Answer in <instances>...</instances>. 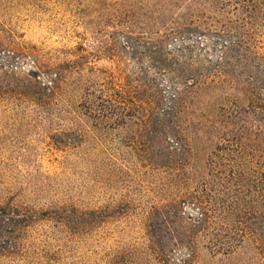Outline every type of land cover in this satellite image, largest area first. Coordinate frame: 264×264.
I'll list each match as a JSON object with an SVG mask.
<instances>
[{"label":"rangeland","instance_id":"374dc122","mask_svg":"<svg viewBox=\"0 0 264 264\" xmlns=\"http://www.w3.org/2000/svg\"><path fill=\"white\" fill-rule=\"evenodd\" d=\"M0 205V264H264V0H0Z\"/></svg>","mask_w":264,"mask_h":264},{"label":"trees","instance_id":"16d2710c","mask_svg":"<svg viewBox=\"0 0 264 264\" xmlns=\"http://www.w3.org/2000/svg\"><path fill=\"white\" fill-rule=\"evenodd\" d=\"M50 81L42 84V90L54 91L58 83V73L48 70ZM53 85V86H52ZM36 218L35 213L11 205H0V252L9 254L20 252L22 241L21 230Z\"/></svg>","mask_w":264,"mask_h":264}]
</instances>
